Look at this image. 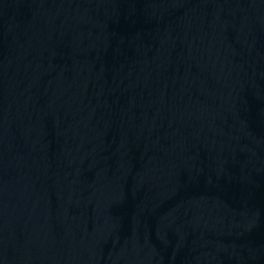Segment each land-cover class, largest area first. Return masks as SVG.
Here are the masks:
<instances>
[{
  "label": "water",
  "instance_id": "1",
  "mask_svg": "<svg viewBox=\"0 0 264 264\" xmlns=\"http://www.w3.org/2000/svg\"><path fill=\"white\" fill-rule=\"evenodd\" d=\"M0 264H264V0H0Z\"/></svg>",
  "mask_w": 264,
  "mask_h": 264
}]
</instances>
